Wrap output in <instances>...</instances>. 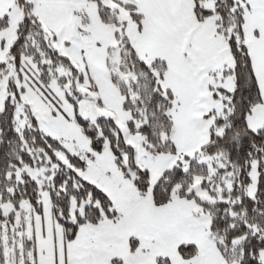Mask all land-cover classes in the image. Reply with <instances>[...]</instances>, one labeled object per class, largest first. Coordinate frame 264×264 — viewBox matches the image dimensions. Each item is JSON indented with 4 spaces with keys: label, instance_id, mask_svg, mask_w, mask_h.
<instances>
[{
    "label": "snow or ice",
    "instance_id": "obj_1",
    "mask_svg": "<svg viewBox=\"0 0 264 264\" xmlns=\"http://www.w3.org/2000/svg\"><path fill=\"white\" fill-rule=\"evenodd\" d=\"M0 264H264V0H0Z\"/></svg>",
    "mask_w": 264,
    "mask_h": 264
}]
</instances>
